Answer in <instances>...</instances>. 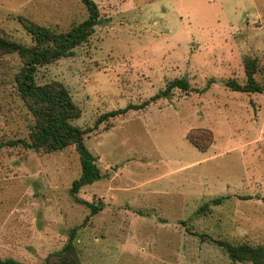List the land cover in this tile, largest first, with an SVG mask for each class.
Returning <instances> with one entry per match:
<instances>
[{
    "label": "rangeland",
    "instance_id": "obj_1",
    "mask_svg": "<svg viewBox=\"0 0 264 264\" xmlns=\"http://www.w3.org/2000/svg\"><path fill=\"white\" fill-rule=\"evenodd\" d=\"M95 1L93 35L36 78L61 81L82 109L72 122L87 131L103 178L77 195L102 210L92 214L70 193L82 174L74 144L5 146L0 257L44 263L79 227L83 264H254L231 260L217 240L264 244V92L226 85L246 84L255 59L264 86V0ZM87 16L82 0H0V35L32 46L25 20L67 31ZM22 66L18 54L0 55L2 142L35 130L15 79ZM178 78L190 89L149 101ZM195 130L212 133L207 149L191 139Z\"/></svg>",
    "mask_w": 264,
    "mask_h": 264
},
{
    "label": "trees",
    "instance_id": "obj_2",
    "mask_svg": "<svg viewBox=\"0 0 264 264\" xmlns=\"http://www.w3.org/2000/svg\"><path fill=\"white\" fill-rule=\"evenodd\" d=\"M82 1L87 7L88 16L67 31H56L31 20H25L24 26L34 41L32 46L0 35V55L16 53L23 60V66L17 72L15 79L20 97L36 120L35 130L31 133L29 140L18 138L5 142L0 141V151L5 146L21 145L28 149L53 152L74 144L80 155L82 174L74 180L70 193L78 202L88 204L92 208V214H95L102 210V207L87 200H81L77 195L84 186L103 178L97 162L98 157L85 143L87 131L72 122L81 117L82 109L75 103L70 90L61 81L54 80L39 84L36 78L40 66L56 62L63 57L72 56L75 53V48L87 42L95 32L96 26L100 23V7L95 0ZM256 72V60L248 59L246 62L247 83L241 84L236 79H231L226 81V85L237 91L264 92L263 84L255 77ZM175 88L189 90L190 83L186 78L172 80L168 82L165 89L154 95L149 101L170 97ZM149 101L145 104H149ZM143 107L144 104L129 105L126 109L105 113L97 121V124L118 113L126 112L130 108ZM190 137L202 150L207 149L213 142L212 133L206 130H195L190 134ZM223 199V197L215 198L213 203L220 204ZM209 205L210 202H206L200 211L207 209ZM184 223L187 222L184 221ZM78 228H72L69 240L63 248L51 253L41 264H83L75 242ZM217 243L233 261H251L254 264H264V244L257 246L247 243L233 244L225 240H217ZM0 264L26 263L12 257H0Z\"/></svg>",
    "mask_w": 264,
    "mask_h": 264
}]
</instances>
